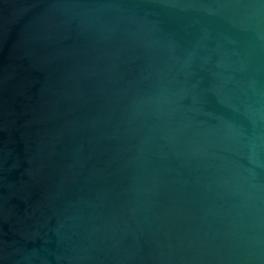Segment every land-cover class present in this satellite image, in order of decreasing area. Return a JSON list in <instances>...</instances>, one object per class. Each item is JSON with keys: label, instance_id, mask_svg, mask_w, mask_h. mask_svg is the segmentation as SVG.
I'll list each match as a JSON object with an SVG mask.
<instances>
[{"label": "water", "instance_id": "obj_1", "mask_svg": "<svg viewBox=\"0 0 264 264\" xmlns=\"http://www.w3.org/2000/svg\"><path fill=\"white\" fill-rule=\"evenodd\" d=\"M0 264H264V0H0Z\"/></svg>", "mask_w": 264, "mask_h": 264}]
</instances>
